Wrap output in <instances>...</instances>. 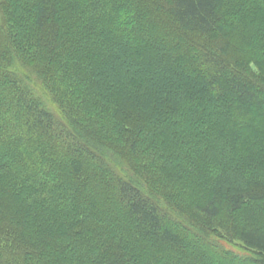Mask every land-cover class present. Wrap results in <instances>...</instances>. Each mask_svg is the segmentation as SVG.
Returning <instances> with one entry per match:
<instances>
[{
  "label": "trees",
  "instance_id": "16d2710c",
  "mask_svg": "<svg viewBox=\"0 0 264 264\" xmlns=\"http://www.w3.org/2000/svg\"><path fill=\"white\" fill-rule=\"evenodd\" d=\"M257 19L264 0H0V264H214L181 230L264 264L214 228L264 210Z\"/></svg>",
  "mask_w": 264,
  "mask_h": 264
},
{
  "label": "rangeland",
  "instance_id": "374dc122",
  "mask_svg": "<svg viewBox=\"0 0 264 264\" xmlns=\"http://www.w3.org/2000/svg\"><path fill=\"white\" fill-rule=\"evenodd\" d=\"M258 21L264 24V20L259 19ZM237 39L238 38L235 37V39L233 40V48L231 51V58L233 59L232 61H234L237 65L246 64V67L251 69L253 73L259 75L261 73L259 67H257V65L255 66V62H253V59L247 54L250 50V46L246 47L243 42ZM170 128V126H166L164 129L171 131L173 128ZM179 128L180 127H178V129ZM261 168V171H263L262 173H264V165ZM248 171L249 169H244L241 172V175L248 176L250 180H254L255 182L262 180L261 173H257L256 171ZM234 172H230V174L232 176H235L237 172L240 171L235 170ZM214 228L218 232V235H221L219 236L220 239L215 240L218 243H221L223 247L228 246L226 243V240L228 239L232 241V244L230 245L231 249L238 248L239 250L241 249L243 253L249 254L250 250L246 247H251V249L257 247L264 252V210H258L253 205L248 203L240 212H237L234 215L227 212L224 213L218 221H215ZM181 231H183L182 233L185 234L184 243L186 245L185 253L187 256L193 255L196 257V248L194 249L193 245L197 244L199 250L201 249L206 252L209 255L210 259L213 260L214 264L229 263H224V261L226 260L225 258H221L223 257L221 254H217L218 256L215 254L214 251L219 250L218 246H216L215 244L213 245L209 242L206 243L201 239H198L197 241L195 240L193 233H186L184 230ZM140 250V248H132L131 250L128 249L126 251L125 264H168L167 262H165L164 258L161 259V255H159V252L153 250H147V252H145ZM216 257H219V259ZM230 263H234V261H231ZM235 264H239V262L236 261Z\"/></svg>",
  "mask_w": 264,
  "mask_h": 264
}]
</instances>
